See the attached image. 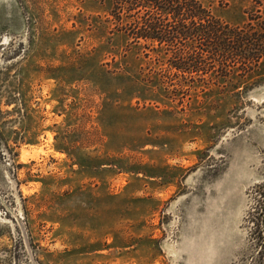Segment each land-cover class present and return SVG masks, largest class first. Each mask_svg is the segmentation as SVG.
<instances>
[{
	"label": "rangeland",
	"instance_id": "374dc122",
	"mask_svg": "<svg viewBox=\"0 0 264 264\" xmlns=\"http://www.w3.org/2000/svg\"><path fill=\"white\" fill-rule=\"evenodd\" d=\"M112 9L0 0V264H264V60L183 77Z\"/></svg>",
	"mask_w": 264,
	"mask_h": 264
},
{
	"label": "trees",
	"instance_id": "16d2710c",
	"mask_svg": "<svg viewBox=\"0 0 264 264\" xmlns=\"http://www.w3.org/2000/svg\"><path fill=\"white\" fill-rule=\"evenodd\" d=\"M112 19L132 43L171 51L168 70L200 76L208 70H253L264 60V22L244 27L216 18L198 0H112ZM261 44L263 46H261ZM206 74V73H203Z\"/></svg>",
	"mask_w": 264,
	"mask_h": 264
}]
</instances>
